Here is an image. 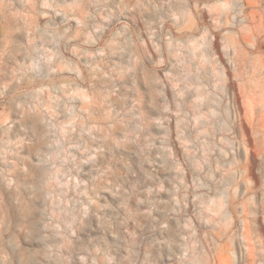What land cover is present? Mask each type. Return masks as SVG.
Segmentation results:
<instances>
[{"label": "clouds", "instance_id": "obj_1", "mask_svg": "<svg viewBox=\"0 0 264 264\" xmlns=\"http://www.w3.org/2000/svg\"><path fill=\"white\" fill-rule=\"evenodd\" d=\"M218 251L264 264V0H0V264Z\"/></svg>", "mask_w": 264, "mask_h": 264}, {"label": "rangeland", "instance_id": "obj_2", "mask_svg": "<svg viewBox=\"0 0 264 264\" xmlns=\"http://www.w3.org/2000/svg\"><path fill=\"white\" fill-rule=\"evenodd\" d=\"M240 105L244 113V122H245V125L247 126L248 125V106H247V101L245 100L243 96L240 97ZM225 261H226V256L223 255L222 251H218L217 264H224Z\"/></svg>", "mask_w": 264, "mask_h": 264}]
</instances>
